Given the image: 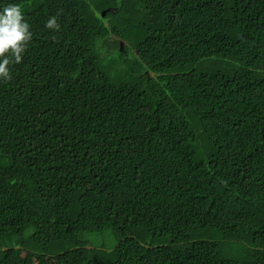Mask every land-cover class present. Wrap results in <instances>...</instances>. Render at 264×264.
I'll return each instance as SVG.
<instances>
[{
    "label": "trees",
    "instance_id": "trees-1",
    "mask_svg": "<svg viewBox=\"0 0 264 264\" xmlns=\"http://www.w3.org/2000/svg\"><path fill=\"white\" fill-rule=\"evenodd\" d=\"M12 2L0 264H264V0Z\"/></svg>",
    "mask_w": 264,
    "mask_h": 264
},
{
    "label": "clouds",
    "instance_id": "clouds-1",
    "mask_svg": "<svg viewBox=\"0 0 264 264\" xmlns=\"http://www.w3.org/2000/svg\"><path fill=\"white\" fill-rule=\"evenodd\" d=\"M46 29L59 31L56 16H49L44 24ZM33 39L31 25L20 4L4 5L0 0V82L11 81V69L20 64Z\"/></svg>",
    "mask_w": 264,
    "mask_h": 264
},
{
    "label": "water",
    "instance_id": "water-1",
    "mask_svg": "<svg viewBox=\"0 0 264 264\" xmlns=\"http://www.w3.org/2000/svg\"><path fill=\"white\" fill-rule=\"evenodd\" d=\"M105 13H106V12H103V14H102V15L104 16V15H105Z\"/></svg>",
    "mask_w": 264,
    "mask_h": 264
}]
</instances>
